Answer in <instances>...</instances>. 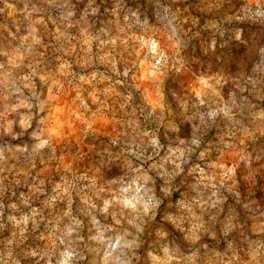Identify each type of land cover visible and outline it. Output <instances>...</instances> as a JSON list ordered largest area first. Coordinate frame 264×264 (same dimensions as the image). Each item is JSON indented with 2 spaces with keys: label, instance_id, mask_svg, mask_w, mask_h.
Masks as SVG:
<instances>
[{
  "label": "clouds",
  "instance_id": "1",
  "mask_svg": "<svg viewBox=\"0 0 264 264\" xmlns=\"http://www.w3.org/2000/svg\"><path fill=\"white\" fill-rule=\"evenodd\" d=\"M0 264H264V0H0Z\"/></svg>",
  "mask_w": 264,
  "mask_h": 264
}]
</instances>
